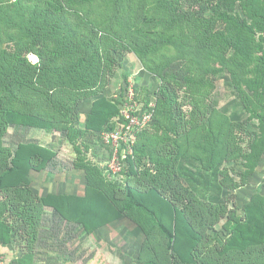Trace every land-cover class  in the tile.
<instances>
[{
    "label": "trees",
    "instance_id": "obj_1",
    "mask_svg": "<svg viewBox=\"0 0 264 264\" xmlns=\"http://www.w3.org/2000/svg\"><path fill=\"white\" fill-rule=\"evenodd\" d=\"M178 1L0 0V221L16 216L19 224L34 228L45 207H52L66 220L86 224V203L96 191L94 186H87L84 195L35 194L30 188L29 173L45 169L54 154L35 147L24 164L13 157L3 137L13 123L72 131L76 107L98 94L108 70L118 63L117 56L130 52L140 59L143 68L161 78L164 98L160 106L159 99L153 108L154 120L168 113L174 122L178 94L164 83L169 79L166 70L174 62L196 64L197 73L187 76L186 82L200 94L203 85L212 82L209 77L202 78L200 72L226 75L244 110L259 121V132L254 133L250 150L243 153L246 182L264 155V0H204L210 11L206 16L194 8H181ZM9 44H13V51ZM28 52H36L40 64L31 63ZM124 103L123 99L116 105L106 98L95 100L84 122L86 129H94L98 115L105 110H110L109 116L120 112L108 129L126 126L121 113ZM151 103L148 101L143 109ZM197 107L203 112L200 105ZM224 119L217 124L212 119L202 124L203 131L196 128L197 147L203 155L195 156L200 167L211 174L203 187L205 196L212 186L223 183L218 180L219 165L241 156L237 135ZM149 128L150 124L140 133ZM77 130L83 131L80 127ZM168 138V149L148 137V142H134L131 154L125 151L127 155L118 172H130L125 199L112 197L115 213L131 215L146 234L139 250V264H264V195H254L241 214L232 211L223 224L228 235L220 239L222 231L215 230V225L225 209L215 200L204 203L198 198L195 189L202 190L200 183L193 187L183 183L179 175L187 172L180 165L181 158L188 161L194 154L183 150L177 138ZM145 158L157 172L146 169L140 179L137 168ZM77 167L84 168L89 180L103 188L98 166L79 162ZM144 178H150V183ZM135 179L137 185L132 182ZM139 188L149 189L148 194ZM162 188L174 198L164 194ZM105 191L101 194L115 192ZM140 193L159 200L160 208L144 202ZM135 211L143 212L142 217L135 218Z\"/></svg>",
    "mask_w": 264,
    "mask_h": 264
},
{
    "label": "rangeland",
    "instance_id": "obj_2",
    "mask_svg": "<svg viewBox=\"0 0 264 264\" xmlns=\"http://www.w3.org/2000/svg\"><path fill=\"white\" fill-rule=\"evenodd\" d=\"M178 3L183 9L194 8L201 15H210L204 0H179ZM18 32L19 35L22 33L19 30ZM8 47L10 51L14 50L13 44H9ZM26 56L31 63L40 64V57L36 52H28ZM117 59L118 63L112 64L104 82L99 86L98 94L84 99L76 107L75 128L72 131L61 127L59 130L28 128L14 123L8 127L3 143L11 148L13 157H16L18 162L26 164V158L30 157L35 147L45 148L54 154L45 169L32 170L29 173L30 188L35 194L42 196L51 192H66L84 195L86 187L90 185L94 186L96 191L90 194L92 197L86 203L89 209L84 220L86 226L81 222L66 220L52 207H45L40 214L38 225L34 228L29 224H19L16 216L10 215L6 220H1L0 264H139V250L146 240V234L131 215L115 213L112 199V197L125 199V185L130 172L128 170L118 174L109 173L107 170L112 150L111 144L105 142L104 136L110 130L107 125L114 124L120 112L118 115L109 116L110 110L103 111L102 115H98L94 129H86L84 122L95 100L106 98L112 105L118 104L121 99L129 103L126 94L130 86L134 88V98L141 108H144L148 101L156 104L159 99L160 106L164 97L161 91V78L143 68L140 59L134 53L117 56ZM166 71L169 79L164 83L174 88L178 94L173 109L176 124L168 113H162L150 124L148 130L142 134L141 130L136 134L133 143L137 140L148 142V137H154L153 140L160 142L161 148L168 149L170 147L168 136H172L180 141L183 150L194 154L189 158L192 162L181 158L180 165L187 173L179 175V178L191 187L200 183L199 187H202V190L195 189L198 198L204 203L215 200L217 206L225 209L221 221L215 225V230L222 231L220 239H224L228 233L223 224L232 211H235V215L241 214L245 204L254 195H264V155L258 167L247 175L245 183L243 180V174L247 171L243 153L250 150L249 144L254 133L259 132V121L251 118L244 110L226 75L212 76L200 72L202 78L209 77L212 81L203 85V94H200L201 91L193 90L186 82L187 76L197 73V66L193 61L178 60ZM172 73L174 77L171 76ZM197 104L203 112L199 111ZM223 118H226L225 123L233 128L237 135L238 144L242 148L241 156L225 160L219 165L221 172L217 173L218 180H222L223 183L220 186H212L207 192L208 196H205L206 191L203 187L207 185L211 174L200 167L195 156L203 155V151L197 147L199 138L196 135L199 131L196 128L203 131L202 124H207L211 119L217 124ZM79 127L83 131L77 130ZM69 131L72 138L68 136ZM119 154L122 160L126 158L127 154L123 149ZM79 162L98 166L97 175L103 180V188H98V185L89 180L86 170L77 167ZM154 166L145 158L137 168L139 178L144 176L146 169L152 173L157 172ZM150 181V178H144V182ZM132 182L136 185L139 183L137 179ZM105 189L115 192L102 195L106 194ZM139 190L147 193L149 189ZM162 191L174 198L164 188ZM139 198L160 208L159 200L142 193L139 194ZM177 204L179 207L182 206V203ZM142 213L135 211L133 215L135 218H141ZM209 232L211 235L216 234L215 231ZM15 259L23 260L19 262Z\"/></svg>",
    "mask_w": 264,
    "mask_h": 264
},
{
    "label": "built area",
    "instance_id": "obj_3",
    "mask_svg": "<svg viewBox=\"0 0 264 264\" xmlns=\"http://www.w3.org/2000/svg\"><path fill=\"white\" fill-rule=\"evenodd\" d=\"M134 88L132 86L127 90V98L129 103H124L121 113L127 121L126 126L117 125L113 130H109L104 140L107 144H111L112 154L110 161L108 160V169L114 173L122 170V159L119 152L124 149L127 153L133 152V138L136 134L151 124L154 120L155 103H151L149 107L143 109L135 100Z\"/></svg>",
    "mask_w": 264,
    "mask_h": 264
}]
</instances>
